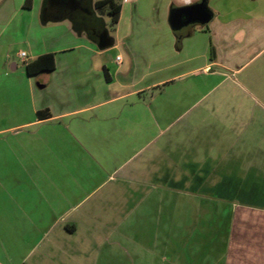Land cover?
I'll list each match as a JSON object with an SVG mask.
<instances>
[{
    "label": "crops",
    "instance_id": "obj_1",
    "mask_svg": "<svg viewBox=\"0 0 264 264\" xmlns=\"http://www.w3.org/2000/svg\"><path fill=\"white\" fill-rule=\"evenodd\" d=\"M102 1L87 0L83 9L74 3L73 16H66L48 15L49 0H33L31 10L23 8L25 0H0V264H129L125 252L114 259V254L104 251L112 236L101 233L103 228L92 214L73 217L77 206L66 209L58 199L64 197L66 177L76 175L65 165L70 145L109 181L184 116L190 118L178 132L203 134L206 127L239 131L258 112L264 113L259 104L251 108L243 102L264 100V0H209V24L180 31L171 27V12L201 0H121L114 36L106 29L102 11L95 9ZM97 20L113 39L111 47L100 48L103 37L90 34L89 26L96 27ZM20 53H26L25 63ZM48 54L54 55L55 70L29 77L26 65ZM13 55L19 65L11 64ZM20 66L23 72L17 75ZM216 80L220 83L214 85ZM223 85L232 92L216 94L217 100L238 103L205 107ZM3 103L9 107L3 108ZM213 116L220 119L209 124ZM152 133H157L154 140ZM180 137L173 136L164 147L160 144L152 160L147 159L152 164L168 163L169 180L178 179L179 173L198 179L210 163L218 169L235 149L229 146L213 161L204 140L187 145ZM136 147L139 151L130 156ZM160 154L168 159L158 161ZM255 160L233 158L235 164H259ZM181 164L188 166L179 170ZM153 172L154 180L161 179L160 170ZM131 174L136 171L126 173L125 179ZM243 177L229 173L213 179L233 180V186L242 190ZM146 187L160 190L144 182L140 191ZM244 188L239 195L255 202L224 199L221 207L215 205L219 219L207 227L211 232L219 228L220 234L195 227L203 238L201 244L181 239L177 243L187 244L185 251L177 247L150 254L156 261L152 263L264 264V186L255 183ZM72 190L70 195H77L78 188ZM230 194L238 192L223 196ZM196 211L209 212L205 207ZM124 228V222L117 224L120 244L128 242Z\"/></svg>",
    "mask_w": 264,
    "mask_h": 264
},
{
    "label": "rangeland",
    "instance_id": "obj_2",
    "mask_svg": "<svg viewBox=\"0 0 264 264\" xmlns=\"http://www.w3.org/2000/svg\"><path fill=\"white\" fill-rule=\"evenodd\" d=\"M102 13L101 16L104 19L107 31L110 35L114 36L115 32L111 25L110 18L107 16L105 10H102ZM16 50H19V48ZM121 54L125 59V53ZM10 61H12L11 64H20L19 61L15 59V55L11 57ZM11 64H7L6 66L8 71H11ZM18 71L17 75H21V72H23L21 66ZM16 82L20 86L23 83L20 79ZM213 83L217 85L220 81L216 80L213 81ZM213 83L211 82L209 84L207 91L211 90ZM38 84L41 85L42 80H39ZM227 85H223L219 87V89L214 90L216 91L214 96L206 100L205 107L209 105L220 108L219 104H223L224 102H226V106H229L233 102L238 103L239 100H228V98L227 100H217L218 93L229 91L226 87ZM153 92L156 93L157 90ZM229 92L231 93L232 90L230 89ZM24 102L22 106H24ZM243 102L246 107L253 108L256 106V103L259 104L257 106L264 107V105H262L264 100L255 101L244 99ZM2 107L8 108L9 105L8 103H3ZM258 114L260 115L252 117V121L247 122L244 129H239V131L225 129L224 131L218 132L206 127L204 130L207 132L203 134L196 132H178L181 125L190 118V116H184L185 118H183V121L179 119L178 124H176L170 132H165V135L161 136L155 145L147 147L145 151L139 154H137V152L140 148L136 147L133 152L131 150L132 153L130 156H133L135 153L137 155L122 171L120 170L117 172L115 177L109 181L105 174H101L98 170L94 169L95 167L91 161L79 156L80 150L75 145H70L69 148H67L65 165L67 168L71 169L73 173L76 172V175L74 178L66 177L63 186L65 191L64 197L60 196L58 199L63 202L66 209L77 206V209L71 213L73 217L74 215L84 213L93 215L99 227L101 226L103 228L101 233L103 235L108 234L112 236V239H108L106 245H104V251L114 254V259H116L117 253L123 251V253L125 252L129 255L127 259L129 264H137V262L153 264L152 262L156 263V261L150 258V254L160 255L169 253L170 248H173L172 250L174 251L177 247H183L185 251L187 244L184 242L178 244L177 242H180L181 239H184L185 242L197 240L200 241L198 244H201L203 238L196 233L195 230L200 229L199 232H201L204 229L206 232H211V229L207 226L209 225L212 227L219 219L217 217L215 205L221 207L222 204L220 203H223L224 199L239 203L255 202L252 197L248 195H239V192H243V189H245L244 187L248 184L254 185L258 183L264 186V164H261V162L264 161V113L260 111ZM218 118V116L209 117V124H214ZM222 118L224 117L222 116ZM179 134L182 135V137H180L181 141L185 144L187 143V145L191 142L195 143L198 139L200 141L204 140L205 144H208L207 146L210 148L209 151H211V153L209 152V156H211L213 161L217 159L215 158L217 155H223L229 146L235 149L230 154H226V158L223 160L226 162L221 164L218 169L217 166L210 163L202 175L198 174V179H186L184 177L185 174L179 173L178 179L169 180L168 174L170 166L168 163L162 161L161 163L156 162L152 164L151 162L147 163V159L151 156L150 160H152V154L157 150L160 144L164 147L173 136ZM156 136L157 133H152L150 140H154ZM216 144H220V146L217 147ZM81 155L85 156L83 153H81ZM234 157L240 162H245L247 160L249 163L253 159H256L255 162L259 164H239L240 162L235 164L233 162ZM156 159H158V161L168 159V155L160 154ZM143 166L144 168H142ZM177 166L178 169L181 170L188 165L181 164ZM153 169H155L156 172L158 170L161 171V179H153ZM94 171L97 172L96 175H93ZM133 171H136V174H131L128 177L129 179H125L126 173H132ZM137 171H140L141 174ZM229 173H231L232 176L237 175L238 178L243 177V175L246 176L241 178V182L244 186L242 190L233 186V180L213 179L214 176H228ZM258 176L259 178H257ZM144 182L151 185L156 184L160 187V190L155 187H146L142 193L140 190L144 189L142 188ZM73 188H78L77 195H70ZM174 191L176 192L174 193ZM189 191L199 192L207 196H185L184 192ZM228 191L238 192V194L236 196L230 194V197L223 196L224 192ZM203 201L205 204L202 203ZM202 207L208 209L209 212L196 211L197 209H202ZM122 222H124L126 227L124 228L123 236H125L124 238H128V240L126 239L128 242L120 244V233H118L116 228L117 224L120 225ZM194 224L195 226L192 227ZM195 227L198 229H195ZM218 231L219 228L212 229L213 233H217ZM217 234L213 235L216 237ZM212 239L215 240L214 238H211V240ZM217 239L218 238H216V240ZM203 249H205V247H203Z\"/></svg>",
    "mask_w": 264,
    "mask_h": 264
},
{
    "label": "trees",
    "instance_id": "obj_3",
    "mask_svg": "<svg viewBox=\"0 0 264 264\" xmlns=\"http://www.w3.org/2000/svg\"><path fill=\"white\" fill-rule=\"evenodd\" d=\"M121 0H104L96 4V9L98 11L106 10L107 16L110 18V22L112 26H115L118 23L119 15H120V6L119 2ZM209 0H207V3ZM33 7V0H25L24 9L31 10ZM26 73L29 77H36L40 74L44 73H52L55 70V62H54V55L48 54L41 56L34 60L33 62L29 63L25 67ZM47 116L49 117L50 114L46 111ZM41 113H38V116L41 117Z\"/></svg>",
    "mask_w": 264,
    "mask_h": 264
},
{
    "label": "water",
    "instance_id": "obj_4",
    "mask_svg": "<svg viewBox=\"0 0 264 264\" xmlns=\"http://www.w3.org/2000/svg\"><path fill=\"white\" fill-rule=\"evenodd\" d=\"M211 19L212 14L207 9V0H201L195 5L172 11L170 15V24L174 30L180 31L193 24L208 25ZM112 45L113 39L107 37V34H105L100 48H107Z\"/></svg>",
    "mask_w": 264,
    "mask_h": 264
},
{
    "label": "flooded vegetation",
    "instance_id": "obj_5",
    "mask_svg": "<svg viewBox=\"0 0 264 264\" xmlns=\"http://www.w3.org/2000/svg\"><path fill=\"white\" fill-rule=\"evenodd\" d=\"M86 2H87V0H49V4H48L46 13L48 15L60 14V15H66V16H73V13H74V7H73L74 5L73 4L75 3V5H78L79 7H81L83 9V8H85L84 5ZM95 9H96V5H95ZM105 12H106V10H105ZM96 22H97L98 27L97 26L96 27H93V26L90 27L89 26V28L91 29L90 34H92L96 38H99V40H100L101 37H103L106 33L104 31L103 23H101L99 20H97ZM90 23H91V25H93V23H94L93 19H91ZM188 27H186V28H188ZM186 28H183V29H186Z\"/></svg>",
    "mask_w": 264,
    "mask_h": 264
},
{
    "label": "built area",
    "instance_id": "obj_6",
    "mask_svg": "<svg viewBox=\"0 0 264 264\" xmlns=\"http://www.w3.org/2000/svg\"><path fill=\"white\" fill-rule=\"evenodd\" d=\"M20 59L25 63L27 59L26 53H20L19 54ZM118 61H120V58H117Z\"/></svg>",
    "mask_w": 264,
    "mask_h": 264
}]
</instances>
